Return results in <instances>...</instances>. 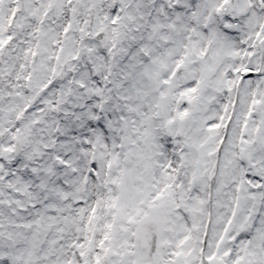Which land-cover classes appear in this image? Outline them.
Listing matches in <instances>:
<instances>
[{"label":"snow or ice","instance_id":"obj_1","mask_svg":"<svg viewBox=\"0 0 264 264\" xmlns=\"http://www.w3.org/2000/svg\"><path fill=\"white\" fill-rule=\"evenodd\" d=\"M0 264H264V0H0Z\"/></svg>","mask_w":264,"mask_h":264}]
</instances>
